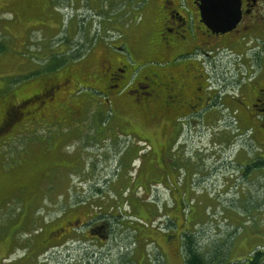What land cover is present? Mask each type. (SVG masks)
<instances>
[{
	"label": "rangeland",
	"instance_id": "obj_1",
	"mask_svg": "<svg viewBox=\"0 0 264 264\" xmlns=\"http://www.w3.org/2000/svg\"><path fill=\"white\" fill-rule=\"evenodd\" d=\"M159 1L149 0L143 11L142 0H0V107L1 99L19 101L52 78L69 77L61 96L65 118L30 125V100L22 121L0 137V223L36 209L39 226L42 218L81 201L92 211L112 208L126 218H111L105 243H85L74 259L43 258L40 264H184L186 238L206 264L248 261L253 253L264 264V164L242 170L236 162L247 158L238 146L225 148L224 130L213 126L200 137L206 146L195 149L204 162L196 165L203 172L192 177V196L180 201L173 191L170 198L174 186L161 184L143 192L162 129L155 127L154 138L142 137L151 133L141 116L130 113L122 121L116 103L103 102L91 88H99L93 74L102 43L116 36L106 32L128 33L138 15L146 17ZM76 81L82 84L76 87ZM138 139L152 150L136 175L143 149ZM185 175L180 169L177 186Z\"/></svg>",
	"mask_w": 264,
	"mask_h": 264
},
{
	"label": "flooded vegetation",
	"instance_id": "obj_2",
	"mask_svg": "<svg viewBox=\"0 0 264 264\" xmlns=\"http://www.w3.org/2000/svg\"><path fill=\"white\" fill-rule=\"evenodd\" d=\"M148 1L142 0L143 11ZM202 3L160 0L156 8L147 9L146 17L138 15L128 33L108 30L106 33L116 36L102 43L93 74L99 88L91 86L103 102L116 103L122 121L127 123L130 113L141 116L148 123L147 133H151L142 137L154 138L155 127L162 129L159 157L156 162L148 161L155 168L148 163L149 178L143 192L155 184L163 188L173 185L168 197L174 191L180 201L181 196L191 195V181L197 170L203 172L196 165L204 162V157L195 149L206 146L200 137L213 126L224 130L225 148L238 146L247 158L243 163L236 162L242 170L250 166L256 169L264 163V0H238L239 18L226 31L203 17ZM143 19L145 27L137 30ZM122 36L127 38L114 41ZM68 79L52 78L19 101L1 99L0 137L22 121L23 109L30 100L35 102L30 125L38 119L65 118L60 109ZM75 83L76 87L82 84ZM192 139H197L195 145ZM138 141L143 149L136 175L152 150L149 141ZM180 169H185L186 175L177 186ZM153 173L160 175L158 181L150 179ZM146 194L149 200L148 191ZM169 204L167 207L172 206ZM91 208L82 201L66 204L49 219L42 218L39 226L36 209L18 221L1 222L0 264H40L43 258L58 260L61 256L68 261L85 243H105L114 225L111 218H126L118 211L111 212L112 208L107 212Z\"/></svg>",
	"mask_w": 264,
	"mask_h": 264
},
{
	"label": "water",
	"instance_id": "obj_3",
	"mask_svg": "<svg viewBox=\"0 0 264 264\" xmlns=\"http://www.w3.org/2000/svg\"><path fill=\"white\" fill-rule=\"evenodd\" d=\"M218 6L221 8H218ZM222 8L223 12L220 13ZM201 11L203 17L215 21L214 23H218L222 31L231 29L239 18L238 0L218 2L203 0Z\"/></svg>",
	"mask_w": 264,
	"mask_h": 264
},
{
	"label": "trees",
	"instance_id": "obj_4",
	"mask_svg": "<svg viewBox=\"0 0 264 264\" xmlns=\"http://www.w3.org/2000/svg\"><path fill=\"white\" fill-rule=\"evenodd\" d=\"M79 57H80L79 54L73 56V58H79ZM185 253H186V256L184 258V264H206L203 258H200V256L198 255V252L195 250L190 238H186ZM250 259L251 260H248V261L245 260L243 262L235 261L229 264H259L260 263V258L257 256V253H253Z\"/></svg>",
	"mask_w": 264,
	"mask_h": 264
},
{
	"label": "crops",
	"instance_id": "obj_5",
	"mask_svg": "<svg viewBox=\"0 0 264 264\" xmlns=\"http://www.w3.org/2000/svg\"><path fill=\"white\" fill-rule=\"evenodd\" d=\"M44 1V0H43ZM44 6H45V2H44ZM40 29H42L43 31H44V28H42V27H39ZM45 32V31H44ZM46 33H48V32H46Z\"/></svg>",
	"mask_w": 264,
	"mask_h": 264
}]
</instances>
